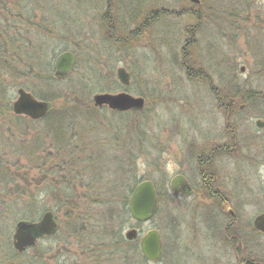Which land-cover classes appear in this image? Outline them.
Listing matches in <instances>:
<instances>
[{
    "label": "rangeland",
    "instance_id": "obj_1",
    "mask_svg": "<svg viewBox=\"0 0 264 264\" xmlns=\"http://www.w3.org/2000/svg\"><path fill=\"white\" fill-rule=\"evenodd\" d=\"M201 1L25 0L13 9L20 12L15 35L6 30L12 12L10 19L0 15V264H153L140 249L152 229L164 242L160 264H264V235L253 227L264 212V132L255 125L264 120V0ZM189 8L205 15H185ZM193 27L201 28L195 36L188 33ZM129 34L136 38L112 41ZM65 51L77 62L59 80L55 61ZM37 61L52 62L50 75L61 83L51 90L64 89L72 99L67 105L65 97L56 99L54 110L46 100L51 116L33 122L9 108L21 82L36 98L49 93V72L36 68ZM120 67L131 75L128 90L121 89ZM123 91L144 97L145 108L120 113L95 107L96 94ZM222 94L227 111L215 109L214 96ZM206 132L223 133L228 142L237 137L243 146L241 156L228 157L220 170L224 194L242 187L235 234L222 236L225 217L213 204L195 214L188 203L179 211L170 198L148 222L124 220L119 193L130 197L138 181L158 183L163 173L173 174L174 146ZM162 145L167 155L159 154ZM47 211L55 215L57 232L40 239L36 252L19 254L13 247L17 223L28 216L37 222ZM200 218L209 227L195 247L208 256L203 263L191 244ZM132 229L139 238L129 242L125 235ZM109 231L129 242L128 249L119 251Z\"/></svg>",
    "mask_w": 264,
    "mask_h": 264
},
{
    "label": "flooded vegetation",
    "instance_id": "obj_2",
    "mask_svg": "<svg viewBox=\"0 0 264 264\" xmlns=\"http://www.w3.org/2000/svg\"><path fill=\"white\" fill-rule=\"evenodd\" d=\"M190 3L201 6L202 1L198 0L199 2H195L193 0H189ZM191 17L203 16L205 13H202L201 11L198 12L192 8H189L188 14ZM12 17L15 18V20L12 22L13 28H6V30H12L11 33L13 35L16 34V30H14V27H16L17 20L20 17L19 11L12 12ZM201 29V28H200ZM199 27H193L190 30H188V33H191L192 36H195V34H198L197 31L200 30ZM193 39L186 42V47L183 48L186 49L187 47H190L193 43ZM193 45V44H192ZM195 45V44H194ZM245 69L241 68V72H244ZM204 78H208L207 76ZM256 92H252V95L250 94L249 99L255 101L256 99ZM264 93L262 94V100L264 102ZM217 101V106L215 109L219 111H227L226 109V103L227 98L226 94L214 96ZM259 97V93H258ZM144 98V97H143ZM145 99V98H144ZM17 100V99H16ZM251 101V102H253ZM15 101H12L10 104L9 111L15 116H23V115H16L13 111V104ZM146 102V101H145ZM249 101H246L244 104L242 103L240 105L241 110H245L247 107V103ZM0 108L2 107V101L0 99ZM108 108V107H107ZM26 117V116H25ZM46 116L45 118H47ZM28 118V117H27ZM44 118V119H45ZM30 119V118H29ZM42 119V120H44ZM32 120V119H30ZM35 122L34 120H32ZM41 121V120H38ZM261 121L264 123L263 119H257L255 122V125L257 128H259L258 132H264V127H259L258 122ZM227 131L226 129H223V133ZM211 132V130L209 131ZM223 133L219 134H212L209 135L208 132L205 133V138H202L201 136L197 139H193L190 141L182 142L178 146H174L173 154L175 155L176 167L174 168V173H163L162 178L160 182L157 183V195L159 198V206L161 202L164 199L170 198L171 203L175 207H179V211H181V206H184L185 204L188 205L189 209H194L195 214L199 211V209L203 208H209L211 204H213L216 208L220 209L223 212V215L225 217V226L223 228L222 236L226 238V234H235V229H239L240 226V220L237 218L238 214L237 211H239V205L241 203L240 198V191L242 190L238 184L234 187V189L228 190L229 194L223 192V190L226 191V189L223 187V183L221 182V174L220 170L224 171L226 168L224 167L225 161H228V157L237 159L239 156H241L243 152V146L239 142V138L235 137L227 141L224 137L225 135ZM264 142V139H262ZM168 152V146L162 145L159 147V154L167 155ZM237 161V160H236ZM218 162V163H217ZM227 178V177H226ZM236 194V195H234ZM230 216V218L227 217ZM179 218H181V214L178 215ZM196 222H199L198 228H199V236L191 237V244H194L193 249L196 251L199 248L197 242L200 240H203L202 234H205L209 227L205 226L207 220L201 219L198 221L195 219ZM181 234L183 231L178 229ZM242 230V229H241ZM252 234L254 235V231L250 230ZM208 233V232H207ZM174 237H176V233L174 234ZM240 240V239H239ZM238 240L236 239V242ZM176 243V247L179 249V242ZM165 254V252H164ZM197 257L196 261L202 262L203 258H207L208 256H204L202 253H199L198 250L196 251ZM210 254V253H209ZM164 257V255H163ZM198 259V260H197ZM163 260V258H162ZM161 260V263H162ZM206 263V262H205ZM216 264H220L216 262ZM251 264H258V263H251Z\"/></svg>",
    "mask_w": 264,
    "mask_h": 264
},
{
    "label": "water",
    "instance_id": "obj_3",
    "mask_svg": "<svg viewBox=\"0 0 264 264\" xmlns=\"http://www.w3.org/2000/svg\"><path fill=\"white\" fill-rule=\"evenodd\" d=\"M193 1L199 2L198 0ZM76 62V56L73 52H62L55 61V77L59 80L65 79L74 70ZM117 77L123 87L130 86L131 75L126 68H118ZM17 93L18 98L13 104V111L16 115H23L34 121L42 120L48 116L50 112L48 102L37 99L24 88H19ZM93 100L97 108L108 107L110 110L120 113L142 111L146 105L143 97H135L128 92L96 94ZM258 126L264 127V123L259 121ZM157 206L158 197L154 184L148 180L139 183L129 200L128 209L132 218L138 222L149 221L155 215ZM254 225L257 230L264 233V213L255 219ZM58 227V222L52 211L45 212L37 222L20 221L16 225L13 236L14 248L19 253H23L35 246L40 239L53 236ZM138 236V231L132 229L126 233L125 238L132 242ZM140 248L147 261L159 264L163 253L159 231L156 229L148 231L141 239Z\"/></svg>",
    "mask_w": 264,
    "mask_h": 264
},
{
    "label": "trees",
    "instance_id": "obj_4",
    "mask_svg": "<svg viewBox=\"0 0 264 264\" xmlns=\"http://www.w3.org/2000/svg\"><path fill=\"white\" fill-rule=\"evenodd\" d=\"M25 2V0H0V15H1V18H3V19H10L11 18V16H10V14H8V13H10V12H13V9L15 8V9H17V8H19L20 6H21V4H23ZM14 9V10H15ZM22 11V10H21ZM115 20V18L112 20V21H114ZM11 21V20H10ZM12 23V22H11ZM111 25V24H110ZM11 26H9V27H6V28H10ZM109 27V26H108ZM4 28V27H3ZM113 28V26H111V29ZM118 29V28H117ZM2 31L3 30H5V28L4 29H1ZM1 32V31H0ZM131 33H134V32H131ZM2 34H3V36H6V35H8L7 33L6 34H4L3 32H2ZM115 33H109V35L111 36V38L113 37V35H114ZM131 37V38H130ZM110 38V37H109ZM132 38L134 39V38H136L135 36H134V34H133V36H131L130 34L129 35H127V36H119L118 38H114V40L112 39V41H114V43L116 42H118V43H121V42H123V43H125V42H129V41H131L132 40ZM36 68H38V67H40L41 68V66H42V69L43 68H45L46 69V71L47 72H49L48 74L49 75H45V77L47 78V80H45L44 79V81H48V92L49 93H41V92H39L38 93V97H40L41 96V98L42 99H44L45 101L47 100L50 104H51V110H54L55 109V106H54V103H55V101H56V99H59V98H62V97H65V104L64 105H67V103L68 102H70V100L72 99V94L70 93V92H68V93H66L67 91H64V89H61V91L59 92H57V91H54V93H53V91L51 90L52 88H54V87H52V86H54L55 84H60L61 82H59L56 78H54V77H52L51 75H50V73L54 70V66H53V64H52V62H48L47 64H42V63H40L39 61H37L36 63H35V65H34ZM18 86H20V88H22L24 85H23V83L21 82ZM121 86V85H120ZM121 89H124V90H128L129 88H124L123 86H121ZM74 91H76V90H74ZM36 93V91H34V94ZM66 93V94H65ZM76 94H79L78 92H75ZM69 95V96H68ZM35 96H37L36 94H35ZM37 97V98H38ZM75 101H76V99H74ZM77 102V101H76ZM52 114V113H51ZM51 114H50V116H51ZM59 114V113H58ZM50 116H48V117H50ZM140 181H138L137 183H136V185L139 183ZM135 187H131L130 188V190H131V192L133 191V189H134ZM117 189H118V187H115L114 188V190L117 192ZM120 195H122L123 196V198H125L124 199V203H123V208H124V210H123V212H124V220H125V218H126V216L128 217L129 216V218H131L130 217V215H129V213H128V210H127V206H126V208H125V205H127L128 204V201H129V197H128V194H123L122 192L121 193H119ZM114 196H117V194L116 195H114ZM33 218V216H28V219H30V220H28V221H34V220H31ZM119 219H120V214H119ZM62 229V228H61ZM120 229V228H119ZM121 230V229H120ZM119 230V231H120ZM118 233H120V232H118ZM107 234V236H111V237H113L114 239H115V241L117 242V244L118 245H120L121 246V248L119 249V251H121V252H123V249H122V247L124 248V249H128L126 246H128L129 245V242H126L125 240H124V238L123 237H117L116 236V233H114V232H112V231H109V232H107L106 233ZM38 249V244L33 248V250L36 252V250ZM137 250H138V247H137ZM123 258L124 259H128V256L125 254V255H123ZM20 264H24V263H20Z\"/></svg>",
    "mask_w": 264,
    "mask_h": 264
},
{
    "label": "bare ground",
    "instance_id": "obj_5",
    "mask_svg": "<svg viewBox=\"0 0 264 264\" xmlns=\"http://www.w3.org/2000/svg\"><path fill=\"white\" fill-rule=\"evenodd\" d=\"M35 97H36V96H35ZM147 180H148V181H151V182L154 184V187H155V190H156V193H157V187H156V186H157V183H154V182H153L152 180H150V179H147ZM147 180H143V181H147ZM143 181H140L139 183H141V182H143ZM139 183H138V184H139ZM138 184H137V185H138ZM137 185H136V186H137ZM136 186H135V188H136ZM135 188H134V189H135ZM134 189H133V191H134ZM133 191L131 192V195H132ZM131 195H130V197H131ZM130 197H129V200H130ZM157 197H158V195H157ZM128 205H129V201H128V204H127V210H128V213H129L130 217L132 218V216H131V214H130V212H129V209H128ZM158 206H159V198H158ZM158 206H157L156 213H157L158 210H159V209H158ZM156 213H155V215H156ZM263 213H264V212H263ZM263 213H262V214H263ZM262 214H261V215H262ZM155 215H154V216H155ZM154 216H153V217H154ZM259 216H260V215H259ZM153 217H152V218H153ZM257 217H258V216H257ZM257 217H256V218H257ZM152 218H151V219H152ZM256 218H255V219H256ZM132 219H133V218H132ZM151 219H150V220H151ZM150 220H149V221H150ZM21 221H23V220H21ZM19 222H20V221H19ZM146 222H148V221H146ZM254 222H255V220L253 221V227H254V230H256L257 232H259V233H261V234L264 235V233L260 232L259 230H257V229L255 228ZM156 230H157V229H156ZM158 231H159V230H158ZM138 233H139V232H138ZM159 233H160V231H159ZM160 236H161V233H160ZM138 238H139V236H138ZM138 238H137V239H138ZM142 238H143V237H142ZM142 238H141V239H142ZM125 239H126V238H125ZM137 239H136V240H137ZM127 241H128V240H127ZM38 242H39V241H38ZM38 242L36 243V245L38 244ZM129 242H130V241H129ZM132 242H133V241H132ZM140 242H141V240H140ZM161 242H162V248H163V253H162V257H161V260H162L163 255H165V254H164V252H165V248H164V242H163V240H162V236H161ZM36 245H35V246H36ZM35 246H33L32 248H34ZM13 247H14V245H13ZM32 248H29V249H32ZM14 249H15V248H14ZM140 249H141V248H140ZM15 250H16V249H15ZM27 250H28V249H27ZM27 250H26V251H27ZM16 251H17V250H16ZM26 251H25V252H26ZM17 252H18V251H17ZM25 252H23V253H19V252H18V253H19V254H24ZM141 253H142V251H141ZM142 254H143V253H142ZM143 256H144V255H143ZM144 258H145V257H144ZM145 259H146V258H145ZM161 260H160L159 264L161 263ZM150 263H151V262H150Z\"/></svg>",
    "mask_w": 264,
    "mask_h": 264
}]
</instances>
